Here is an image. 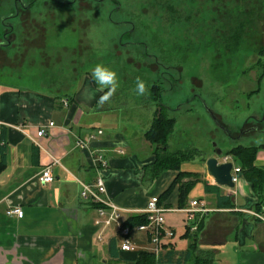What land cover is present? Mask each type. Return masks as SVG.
<instances>
[{"label": "crops", "instance_id": "crops-1", "mask_svg": "<svg viewBox=\"0 0 264 264\" xmlns=\"http://www.w3.org/2000/svg\"><path fill=\"white\" fill-rule=\"evenodd\" d=\"M102 94L90 77L70 94L0 83V264H135L141 253L151 249L148 235L133 230L129 240L135 250L121 251L117 225L94 224L97 208L80 198V183L91 184L100 177L108 197L128 211L121 214L124 223L141 216L148 200L166 192L179 172L200 178L182 208L177 185L163 202L174 210L165 216L174 238L165 241L157 264H264V223L252 216L264 211V175L256 181L261 182L256 191L251 182L255 177L248 178L242 162L226 151L227 162L240 169L233 189L218 186L208 176L205 163L214 155L154 176L150 168L155 156L144 138L146 131L139 139L126 136L117 125L105 128L106 116L112 113L97 105ZM261 117L254 114L241 130ZM49 123L54 126L39 140L40 150L32 139ZM98 129L104 135L90 141L88 150L75 147L76 139L87 140ZM258 131L246 132L236 141L249 137V143L232 148L253 150L249 165L264 170V123ZM97 151L107 160L104 170H97L93 161ZM49 156L58 158L60 165L50 168L52 183L42 185L38 178ZM192 201L208 212L195 213L188 220L184 210ZM12 208L21 209L23 217L7 215Z\"/></svg>", "mask_w": 264, "mask_h": 264}, {"label": "rangeland", "instance_id": "rangeland-1", "mask_svg": "<svg viewBox=\"0 0 264 264\" xmlns=\"http://www.w3.org/2000/svg\"><path fill=\"white\" fill-rule=\"evenodd\" d=\"M0 44L5 85L70 94L97 64L111 68L119 87L101 107L112 113L105 128L142 139L161 104L175 123L167 151L190 161L213 144H248L230 136L264 116V0H0ZM136 77L148 94L137 95Z\"/></svg>", "mask_w": 264, "mask_h": 264}, {"label": "built area", "instance_id": "built-area-1", "mask_svg": "<svg viewBox=\"0 0 264 264\" xmlns=\"http://www.w3.org/2000/svg\"><path fill=\"white\" fill-rule=\"evenodd\" d=\"M64 106H67L68 101L64 100L62 102ZM53 123H49L46 127H42L36 131L35 139H32L33 144L40 150H43L39 140L47 135V129L52 128ZM104 132L100 129L96 130L95 133L89 134L88 139H76L75 147L79 150H88L89 142L93 141L97 136H103ZM97 170H104L108 167L107 160L102 152H96L95 158H93ZM228 161V157L224 158V162ZM55 165H60V160L52 156L48 157V162L44 165L42 172L38 178V181L42 185L50 184L53 181V177L50 173V168ZM232 182L234 185L238 181L237 175L240 173L239 168L232 167ZM80 198L95 206L97 208L99 218L94 222V224L101 228H108L112 225H117L120 235L122 237V243L120 246L121 251L130 252L134 251L135 247L129 240V234L134 230L137 232L146 233L149 237L151 253L155 260L158 261V256L163 249L165 241L174 238V232L167 228L165 216L174 210L167 209L164 205L159 203V197H151L145 209L139 211L140 214L145 215L147 224L137 226L134 229L123 226L121 221V214L128 212L116 205L107 194L106 186L104 181L97 177L95 181L91 184L80 183ZM187 214V219L192 220L195 213L205 214L208 211L203 208L199 202L192 201L190 203V208L184 210ZM7 215H14L21 219L23 217V212L19 208H12L8 210ZM254 220L264 223V211L255 212L252 214Z\"/></svg>", "mask_w": 264, "mask_h": 264}, {"label": "trees", "instance_id": "trees-1", "mask_svg": "<svg viewBox=\"0 0 264 264\" xmlns=\"http://www.w3.org/2000/svg\"><path fill=\"white\" fill-rule=\"evenodd\" d=\"M264 77V76H263ZM262 77V78H263ZM159 85L154 84L151 87V93L154 96V100L160 99L162 91L158 90ZM157 92V93H154ZM156 94V96H155ZM158 110L155 111L152 123L149 127V129L145 132L144 138L145 140L151 145L155 147V162L152 164L150 168V172L153 173V175L161 174L165 171H179L180 166L187 162L192 160L185 159L179 156L177 153H169L167 151V141L169 136L173 133L174 130V120L167 117V108L162 106L161 104H158ZM226 154L232 155L236 158H238L241 162L243 167L246 169H242L244 172H246V175L248 178L251 176L255 177L256 180H252L253 187L256 191H259L261 189V186L256 181H262V175H264V170H256L251 167L250 162L253 159L254 152L251 149H244L241 147H235L232 148L230 151H228ZM191 178L192 180L187 182H182L183 178ZM199 175L198 174H186L179 172L177 177L174 179L172 185L170 188L164 192L161 196H159V203L163 205V202L166 201L170 195V192L172 188H174L176 185L178 186V201H179V208L183 207V201L189 191V189L199 181ZM147 224V220L145 215L141 216H135L128 218L124 223L123 226L128 227L130 229H134L137 226L145 225ZM135 264H157V261L155 260L154 256L149 252H144L139 255V258Z\"/></svg>", "mask_w": 264, "mask_h": 264}, {"label": "clouds", "instance_id": "clouds-1", "mask_svg": "<svg viewBox=\"0 0 264 264\" xmlns=\"http://www.w3.org/2000/svg\"><path fill=\"white\" fill-rule=\"evenodd\" d=\"M91 76L97 85L100 86L101 91H103V94L97 101V105L102 107L105 103L111 100L119 87L117 73L103 64H97L91 70ZM135 84L137 95L144 96L148 94L149 89L144 80L140 77H136ZM105 89H107V91H104ZM85 96L86 98H91L88 96L87 92L85 93Z\"/></svg>", "mask_w": 264, "mask_h": 264}, {"label": "water", "instance_id": "water-1", "mask_svg": "<svg viewBox=\"0 0 264 264\" xmlns=\"http://www.w3.org/2000/svg\"><path fill=\"white\" fill-rule=\"evenodd\" d=\"M214 122L218 125V119L216 116L209 112ZM215 157H210L206 160V172L210 176L214 183L221 187L233 189L234 183L232 182V162H224L223 152L213 144ZM220 160L222 162L220 163Z\"/></svg>", "mask_w": 264, "mask_h": 264}, {"label": "flooded vegetation", "instance_id": "flooded-vegetation-1", "mask_svg": "<svg viewBox=\"0 0 264 264\" xmlns=\"http://www.w3.org/2000/svg\"><path fill=\"white\" fill-rule=\"evenodd\" d=\"M18 7H22L20 2H17L16 4V7H15V11H16V16L18 15ZM9 21L13 20V17L12 18H9L8 19ZM5 21H3V25H4ZM12 29V27L10 25L8 26H5L4 28V32H3V36H4V39H6V44H4L5 46L6 45H9L10 42L12 41V36H11V33H10V30ZM3 44H0V48H3L4 46ZM250 122L253 123V125H250V127H248L247 129L245 130H241L240 132V135L237 136V137H231L230 135V138L232 141H236L239 137H241L242 135H244L246 132H249L251 130L255 131V132H259L258 131V127L261 126L263 123H264V118H256L255 120H251ZM263 132V131H262Z\"/></svg>", "mask_w": 264, "mask_h": 264}]
</instances>
